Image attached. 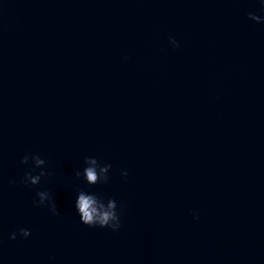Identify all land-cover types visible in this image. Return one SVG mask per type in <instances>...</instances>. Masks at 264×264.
I'll return each mask as SVG.
<instances>
[{"label":"water","instance_id":"95a60500","mask_svg":"<svg viewBox=\"0 0 264 264\" xmlns=\"http://www.w3.org/2000/svg\"><path fill=\"white\" fill-rule=\"evenodd\" d=\"M259 9L0 0V264H264ZM26 154L49 173L35 186ZM86 157L107 182L76 176ZM81 190L116 201L118 231L80 222Z\"/></svg>","mask_w":264,"mask_h":264},{"label":"clouds","instance_id":"9594fccd","mask_svg":"<svg viewBox=\"0 0 264 264\" xmlns=\"http://www.w3.org/2000/svg\"><path fill=\"white\" fill-rule=\"evenodd\" d=\"M259 11L264 13V0H260ZM247 18L256 23H264V16L254 12H248ZM169 43L174 48L179 47V43L174 39L170 38ZM30 159L32 161L33 168L32 170L25 172L21 183L35 186L40 183L42 178L49 175V173L43 170L45 160L39 155L34 154L29 156L26 154L20 162L21 164L27 165ZM84 163L86 166L83 168L82 172L76 173L77 177L82 175L84 180H86L90 185L107 182L108 173L111 168L110 164H102L95 157H86ZM35 169L42 170L33 175L32 171ZM121 174L127 176V172H122ZM36 197L37 199L33 201L34 206H44L45 202H48L49 211L53 215H58L56 204L47 191H38L36 193ZM74 207L78 212L80 222L86 226L100 228L107 227L113 232L118 231L121 227L120 216L117 211V203L113 199H108L105 203L104 199L95 193L86 194L81 190L78 192ZM194 218L198 219V216ZM17 235L22 238H27L30 235V230L20 228L18 232L11 233L9 239L15 240Z\"/></svg>","mask_w":264,"mask_h":264}]
</instances>
